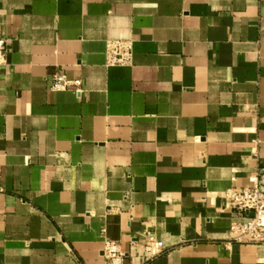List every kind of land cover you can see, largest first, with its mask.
Wrapping results in <instances>:
<instances>
[{
  "label": "crops",
  "instance_id": "0c3cea01",
  "mask_svg": "<svg viewBox=\"0 0 264 264\" xmlns=\"http://www.w3.org/2000/svg\"><path fill=\"white\" fill-rule=\"evenodd\" d=\"M0 36V264H264L225 198L264 174V0H0Z\"/></svg>",
  "mask_w": 264,
  "mask_h": 264
},
{
  "label": "built area",
  "instance_id": "2783aa9c",
  "mask_svg": "<svg viewBox=\"0 0 264 264\" xmlns=\"http://www.w3.org/2000/svg\"><path fill=\"white\" fill-rule=\"evenodd\" d=\"M12 40L0 36V67L8 64ZM133 60V46L129 42H116L109 46L108 65L128 66ZM50 89L54 92L74 91L81 96L83 83L72 79L63 72H57L50 79ZM235 220L231 225L232 241L240 244L264 245V174H258L252 188H231L225 192ZM154 248L157 255L164 251L163 243H152L146 246L148 252ZM105 264H126V254L120 244L107 240L104 246Z\"/></svg>",
  "mask_w": 264,
  "mask_h": 264
}]
</instances>
